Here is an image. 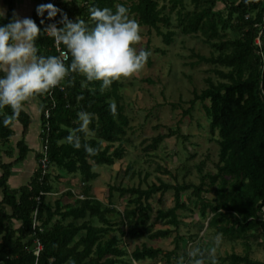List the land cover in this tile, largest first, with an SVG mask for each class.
Returning <instances> with one entry per match:
<instances>
[{
	"label": "trees",
	"instance_id": "obj_1",
	"mask_svg": "<svg viewBox=\"0 0 264 264\" xmlns=\"http://www.w3.org/2000/svg\"><path fill=\"white\" fill-rule=\"evenodd\" d=\"M35 1H52L69 18L84 19L90 25V6L114 9L117 3H124L139 25L146 26L148 32L154 29L165 45L173 41L171 14L175 13L182 34L200 35L210 47L209 55L192 54L198 63L211 65L216 80L207 76L206 87L193 90L184 113L190 112L196 102L202 104L209 134L218 147V159L214 172L203 171L204 161L196 166L198 183L179 182L174 175V182L157 177V182L145 188L140 184H113L103 201L92 190V181L99 176L93 168L111 166L122 159L129 141L126 132L131 126L120 103L121 83L115 80L102 88L100 81L86 82L83 76L72 74L70 83L66 78L61 85L37 94L42 148L34 150L38 166L27 184L13 187L8 183L12 169L24 162L31 150L26 142L31 115L25 106L18 116H12L10 107H0V264H133L145 259L169 263L178 260L180 249L182 259L194 264H212L213 257L214 264H264V0H191L193 8L189 11L185 10L184 0ZM1 2L6 9L0 22L6 23L13 12L17 14L16 0ZM218 3L224 5L222 10L216 8ZM37 4L30 17L43 27V17L35 12ZM58 18L59 13L54 19ZM48 22L45 20V25ZM163 27L167 30L163 31ZM36 46L41 54L58 55L53 39L46 33L36 38ZM150 62L149 56L146 63ZM80 111L92 113L93 119L84 131L76 133L81 147L74 148L66 137L78 128ZM5 118L10 119L7 125L3 123ZM14 122L20 124L21 132L13 145ZM173 135L181 136L178 129L158 133L143 147L144 151L148 154L165 137ZM84 145L96 149V154L89 155ZM3 154L10 160L4 161ZM132 167L129 163L124 170L131 179L136 174ZM163 171L170 173L165 168ZM66 175L78 177V192L69 187L53 197L57 192L55 182ZM168 190H172L173 204L158 208L149 222L150 199ZM114 193L127 197L122 210L114 203ZM64 197L68 202H64ZM193 210L200 217L193 222L198 230L204 227L219 235L232 245L230 252L210 254L201 243L193 252L182 246L186 238L177 232L184 223L179 212ZM160 220L169 227L156 228V221ZM173 233L171 250L142 243L125 258L128 252L120 246L122 236L157 239ZM194 236L197 234L187 239ZM36 241L41 244L38 254ZM236 243L241 245V252L234 251ZM253 244L261 249V259L252 257ZM197 248L205 253L202 257L193 255Z\"/></svg>",
	"mask_w": 264,
	"mask_h": 264
},
{
	"label": "rangeland",
	"instance_id": "obj_2",
	"mask_svg": "<svg viewBox=\"0 0 264 264\" xmlns=\"http://www.w3.org/2000/svg\"><path fill=\"white\" fill-rule=\"evenodd\" d=\"M36 4L35 0H18L19 16L30 17ZM184 6L185 10L189 11L193 8V3L191 0H184ZM216 8L222 10L224 5L218 3ZM4 9L6 7L0 0V10L5 12ZM171 21V28L175 34L169 45L163 43L162 37L157 35L154 29L148 32L146 26L139 25L141 40L136 47L146 48L148 46L151 62L150 64L145 63L138 72L118 79V82L121 83L119 93L122 98L120 103L124 105L131 127L126 132L129 141L125 143L124 157L117 160L114 165H99L93 168L99 174L92 181L93 191L103 201L107 199L109 185L136 186L140 184L141 187L145 188L148 184L157 182V177L165 182H174V175L179 182L198 183L199 171L196 166L201 161H204L202 167L204 172L215 171L218 147L209 134L208 120L202 104L196 102L190 112L184 113L190 106L189 101L193 98V90L199 91L206 87L205 78L207 76L216 80L215 74L210 71L211 65L204 62L198 63L197 57L192 54L209 55L210 47L200 35L182 34L177 27L175 13L171 14ZM162 30L166 31L167 28L163 27ZM147 40H149L148 44ZM194 62L196 63L192 65L191 63ZM24 106L26 109L30 108L31 114L32 112H40L38 96L30 97L24 102ZM34 125L35 120L32 118L31 129ZM16 129L15 127V134L11 138L13 145L18 137L16 134L18 130ZM169 129H178L181 136L165 137L155 150H149V153L146 154L143 147L150 143L151 138L158 133L165 134ZM182 136H186V138ZM36 139L38 142L34 143V148L39 151L42 149L41 142L38 137ZM2 157L4 161L10 160L4 154ZM26 160V163L22 162L15 165L17 170L13 171L10 186L16 187V185H24L29 182L38 165L34 154L27 155ZM129 163H132V168L136 172L132 179L124 173L126 165ZM164 168L170 173L164 172ZM53 172L56 170L53 169ZM63 181L59 179L55 185L61 184ZM60 190L57 188V193L56 195L53 194V197L59 195ZM77 190L78 188L76 191L74 189L75 192ZM188 193L189 190L184 192L182 198H185ZM205 195L211 196V193H205ZM1 197L0 191V199ZM126 198L119 197L117 193H114L113 200L119 210L123 209ZM63 200H67V198H63ZM150 203L152 210L149 222H152L158 208H166L173 204L172 190L166 191L160 197L157 193L150 199ZM179 218L184 223L180 224L177 232L186 238V242L183 241L182 246H185L184 248L188 252H193L198 243L207 246L210 254H224L232 250V245L219 235H213L208 230L205 231L204 227L198 230L193 224V222L200 220L197 210H193L192 213L180 211ZM155 227L166 228L169 226L160 220L156 221ZM174 234L167 238L157 239H150L147 236L140 238L122 236L120 246L125 247L128 252L125 258L129 257V252L135 246H140L142 243L153 245L162 250H171L174 247L172 241ZM194 234H197L196 237L194 236L195 238L187 239L189 235ZM116 235L120 238L118 233ZM233 249L236 252L242 251V247L238 243L234 244ZM181 252V249L177 251L178 260L172 259L169 263L162 259L157 261L145 259L133 264H194L189 260H183L180 256ZM251 255L261 259L262 251L253 244Z\"/></svg>",
	"mask_w": 264,
	"mask_h": 264
},
{
	"label": "clouds",
	"instance_id": "obj_3",
	"mask_svg": "<svg viewBox=\"0 0 264 264\" xmlns=\"http://www.w3.org/2000/svg\"><path fill=\"white\" fill-rule=\"evenodd\" d=\"M35 12L43 17V27L15 12L6 23L0 22V107H10L12 116L24 110L30 97L48 92L66 78L70 83L72 74L83 76L86 82L100 81L103 88L141 70L150 56L147 49L136 47L141 40L139 22L124 3H117L114 9L90 6L91 25L84 19L69 18L51 2L37 4ZM58 13L59 18L54 19ZM4 17L0 10V21ZM45 20L49 21L46 25ZM42 32L57 46L63 45L66 52L62 56L41 54L36 38ZM92 119V113H77L79 126L66 137L74 148L81 147L76 133L84 131ZM9 122V118L3 121L6 125ZM84 147L89 155L96 154V149ZM196 254L202 257L205 253L197 248Z\"/></svg>",
	"mask_w": 264,
	"mask_h": 264
},
{
	"label": "crops",
	"instance_id": "obj_4",
	"mask_svg": "<svg viewBox=\"0 0 264 264\" xmlns=\"http://www.w3.org/2000/svg\"><path fill=\"white\" fill-rule=\"evenodd\" d=\"M5 10V9H4ZM16 12H17V14L19 15V8H18V0H16ZM26 105V104H25ZM27 111H28V113H30V108L29 109H26ZM40 112H32V114L30 113V115H31V122H32V118H34V120H35V125H34V127L31 129V123H30V126H29V130H28V133H27V136H26V142H27V144H28V146H29V148L31 149L30 150V154L29 155H33L34 154V150L35 151H37L36 150V148H34L35 146H34V143H36V142H38L37 141V137H38V139L40 140V137H39V135H40V130H41V127H40V118H39V116H40V114H39ZM14 125H15V127L17 128L16 130H18L17 132H16V134H18L17 136V139L19 138V136H20V132H21V127H20V124L18 123V122H14ZM31 152H33V153H31ZM25 163L27 162V160H25L24 161ZM114 165V164H113ZM14 169H12V174L14 173L13 171H16L17 170V168L14 166L13 167ZM18 169H20V168H18ZM12 174H11V176H12ZM11 176H10V178H9V180H8V183L10 184L11 183ZM67 178V179H66ZM70 180V182H69V180ZM60 180H64L61 184H56L55 186H56V188H58V190H60V188H62L60 191L62 192L63 190H66V189H68L69 187L71 188L72 187V190H74L75 189V191H76V188H78V190H79V180H78V177H75V176H72V175H66V176H62V177H60ZM72 184V186H71V184ZM20 185H16V187H19ZM93 188L94 187H92V190H93ZM78 190H77V192H78ZM94 192V191H93ZM57 192H55V193H53V194H56ZM64 198H67V197H64ZM99 198V197H98ZM64 202H68V200H64Z\"/></svg>",
	"mask_w": 264,
	"mask_h": 264
},
{
	"label": "built area",
	"instance_id": "obj_5",
	"mask_svg": "<svg viewBox=\"0 0 264 264\" xmlns=\"http://www.w3.org/2000/svg\"><path fill=\"white\" fill-rule=\"evenodd\" d=\"M52 2V1H51ZM256 42L258 43L259 42V38L257 37L256 38ZM54 45H55V47H56V50H57V52H58V55H63L65 52H66V50H64L63 48H61V46L59 45V46H57L55 43H54ZM63 82V81H62ZM61 85V84H60ZM45 114H46V116L48 115V111H46L45 112ZM42 164H43V166L45 167L46 166V158H44L43 160H42ZM40 248H41V244L38 242V241H36V250H35V252H36V254H38V251L40 250Z\"/></svg>",
	"mask_w": 264,
	"mask_h": 264
}]
</instances>
